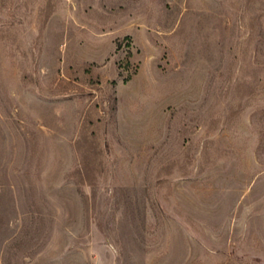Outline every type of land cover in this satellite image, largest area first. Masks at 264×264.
Wrapping results in <instances>:
<instances>
[{
    "label": "rangeland",
    "instance_id": "rangeland-1",
    "mask_svg": "<svg viewBox=\"0 0 264 264\" xmlns=\"http://www.w3.org/2000/svg\"><path fill=\"white\" fill-rule=\"evenodd\" d=\"M0 264H264V0H0Z\"/></svg>",
    "mask_w": 264,
    "mask_h": 264
}]
</instances>
